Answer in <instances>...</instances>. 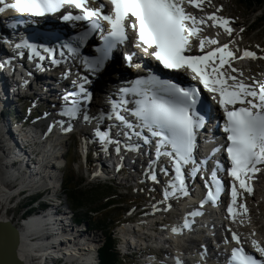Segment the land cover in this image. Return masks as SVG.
Returning <instances> with one entry per match:
<instances>
[{"label": "snow or ice", "instance_id": "snow-or-ice-1", "mask_svg": "<svg viewBox=\"0 0 264 264\" xmlns=\"http://www.w3.org/2000/svg\"><path fill=\"white\" fill-rule=\"evenodd\" d=\"M185 3L200 7L196 0H110L111 10L103 14V5L98 8H89L86 6V0H14L12 3L0 0V13L13 9L18 13L43 16L45 13L57 12L67 4L80 9L81 14H66L62 17L64 20L89 21L91 25L89 31L97 28L99 21L106 22L108 26L106 33L100 26L103 43L96 49L99 55L92 60L85 58L84 61L85 66L93 70L103 66L112 49L125 43L128 39V30L135 34V47L142 48L165 69L191 70L195 74L193 79L198 77L200 84L207 91L219 94L218 103L224 110L226 121L224 131L229 141L227 153L231 168L228 169V175L251 194L252 188L246 183V179H251L252 174L259 171L257 165L264 164V83L253 81L252 85H247L242 80H237L236 76L226 75L220 71L227 62L226 58H235L228 50V44L218 46L205 55H185V52L190 49V38L197 35L201 30L198 26L206 22L203 17L197 19L187 14L182 6ZM202 3L203 0H201ZM206 19L213 21V26L218 22L225 32L231 34L232 29L228 27V20L218 18L214 14L207 16ZM206 42L217 44L215 39L204 37L200 39L201 50ZM21 46L17 45V47ZM71 50L76 51V49ZM217 54H219V64L210 63ZM240 58L255 59L256 57L254 53L244 51ZM124 59L129 67H139V64L133 63L132 55H126ZM229 67L231 68L230 64ZM231 71L238 70L231 68ZM80 91L85 92V89L81 86ZM121 92L125 96L130 94L134 97L132 101L124 99L121 103H132L131 114L152 137L158 138L157 156L163 155L172 159L176 173L175 179L181 185L179 190L184 191L181 167L192 160L196 130L204 124V117L198 114L196 108L198 90L195 87L184 88L149 74L146 78L134 81L132 88L122 89ZM236 104L241 106L229 109L228 105ZM117 107V104H113L114 110ZM79 110L78 104L73 101L72 106L61 114L74 117ZM116 118L123 120V117L118 114ZM84 119L87 120L88 116L85 115ZM126 127H132V125L126 124ZM97 135L101 140L107 137V133L103 132H98ZM168 148L170 150L161 151ZM151 178L155 179V176ZM211 179L218 192L220 182L216 180L215 170ZM172 187L175 189V184ZM169 194L165 193V196ZM231 195L234 204L237 197L235 185ZM208 199L214 202L211 191L208 193ZM233 204H229L227 209L230 217L234 212ZM239 208L244 212L247 211L243 204H240ZM198 214L200 213H191V215ZM184 226H188L187 221ZM176 231L177 229L173 228V232ZM232 240L239 243L234 233ZM252 243L257 251L264 255V248H260L256 241ZM230 264H257V262L252 256L246 254L243 248L234 247L231 250Z\"/></svg>", "mask_w": 264, "mask_h": 264}, {"label": "bare ground", "instance_id": "bare-ground-1", "mask_svg": "<svg viewBox=\"0 0 264 264\" xmlns=\"http://www.w3.org/2000/svg\"><path fill=\"white\" fill-rule=\"evenodd\" d=\"M196 2L197 4H201V0H196ZM207 16L205 18H207ZM209 21L212 23L211 20ZM223 44L228 43L223 42ZM229 45L230 44H228V47L232 48ZM236 64H239V62ZM231 68H235V66H231ZM231 68H229L230 73L227 71L224 73L226 75L230 74L237 77L239 75V71L232 72ZM3 70L4 65L0 60V87L2 90V86H5L7 91L10 93L12 89L10 86L13 83H19V81L22 79L19 77L18 72L16 74L10 75L7 72H3ZM130 73L132 74L131 71ZM229 83L231 82L229 81ZM37 94L39 95V93ZM2 95L4 97L6 96L5 93ZM1 104L2 102H0V105ZM2 125L0 126V135L2 137V141H5V144L0 145V165L2 166V169L0 167V177L3 175L4 184L6 181L9 185L4 186L2 184L3 188H1L0 183V190L8 192L9 197L5 200V197H2V195L0 196V203L3 202L5 205H0V222H2V220L10 221L14 223V225L18 222L21 223L22 226L15 225L17 228H20L21 226L23 233L21 240L22 244L19 249L20 258L25 264H54V262L55 264H58L59 261L63 259L64 262L68 264H100L99 248L101 245H103V240H101L96 233L87 234L84 223L79 224L74 222L75 212H72L68 208L69 206L67 207V205L59 198V195L57 194V191L61 188V178L53 166H59L60 164L65 163L63 158H61L59 155L63 150L61 148V143L67 140L65 135L62 133V131L66 132L65 129L60 127L55 128L54 133L50 135L51 140L46 141L48 144H45L42 140H40L39 144V139H35V134H38L35 132L36 129L31 128V130L29 128L28 131H25L24 128L21 127L19 132L22 133L13 135L15 137L17 136L19 140H17L14 144H6L7 139L4 137L3 130L6 126L4 125L3 127ZM10 130L15 131V128L6 127V134L8 133L11 135L12 133ZM10 141H14V139L11 138ZM36 141L38 146L35 144ZM1 143L2 142L0 141V144ZM41 143L43 144V147L41 146ZM24 146L27 147V150L22 151L21 148ZM36 146L39 151L38 153L36 152L37 155L35 156ZM20 152L24 154L21 155ZM140 155L142 154L135 156L128 155L127 157L130 161H128L126 158L125 161L123 158V161H125L124 163L127 165L128 169L131 166L140 168V166L147 165L143 158H138ZM103 156L104 154H102V157ZM54 162H56V164H54ZM23 163H27L29 165L31 171L30 175H26L22 171ZM22 178L24 180L23 183L20 182ZM125 179L127 180V178ZM87 180L90 179L87 178ZM115 180L124 182L120 176H116ZM20 184L23 185L20 186ZM31 189H34V191ZM176 189V187L174 189L171 186L170 191L175 193L177 191ZM257 190L259 191V189ZM257 190L255 188L252 189L253 192H257ZM17 192H23L20 199L17 197ZM35 195L40 197L37 198L33 207H28L20 211L19 217L15 219V210L20 205H22L25 200L35 198ZM26 213H30L31 215L25 221H22L23 216H25ZM8 215L10 217L6 218ZM240 218L241 216L238 214L233 224V229L238 233L237 236L243 238L244 240H248V233H251V238L255 239L257 245L259 247H264V242L259 240L260 237L258 236L257 231L253 229V227L256 226L251 224V221L250 224L242 226L238 224V221H241ZM190 226L191 224L188 223V226L186 227L188 228L186 229L187 234H184L183 230L180 231L179 225H175L170 228L166 236L176 242L179 241L181 237H183V241L184 239L190 240V234H194L196 236L193 227L197 226V223H195L194 226ZM135 227L139 228V226L136 225L130 227L122 226L120 231L118 230L120 234L126 235L124 239L125 243H133L134 245L140 243V241L135 237L133 238V242L130 238H127L131 228ZM249 227L252 228V232L248 231ZM173 228H176L177 231L173 232ZM206 233L209 234L211 231L206 229ZM161 237L162 236H159L157 240H160ZM196 254L200 259L203 256V253L201 252ZM199 258L195 259L194 262L196 264H200ZM174 262L175 264H178V262L179 264H184V261L182 262L179 259V252H176Z\"/></svg>", "mask_w": 264, "mask_h": 264}, {"label": "rangeland", "instance_id": "rangeland-1", "mask_svg": "<svg viewBox=\"0 0 264 264\" xmlns=\"http://www.w3.org/2000/svg\"><path fill=\"white\" fill-rule=\"evenodd\" d=\"M203 5V15L216 14V17L229 21L228 27L232 29L231 34L233 35L225 31L219 32L218 35L222 41L230 44L229 46H231L234 51H239L241 48H247L254 53L256 57L255 59L251 58L249 60L248 68L239 70L238 78L242 80H249L251 83H253V81H260V83L264 82V27L261 26L258 28L257 26V29H255L251 26V23L254 24V20L259 19L260 11L257 10L256 7H251L249 8L250 10L240 7L237 4V0H204ZM241 29L243 30L241 31ZM210 31L213 32V30ZM230 35L231 37L228 38ZM243 62L247 63L246 60ZM242 65L245 66L246 64L242 63ZM78 141L82 142V137L80 135H77V137L72 140L70 139L69 141V148L65 156L66 169L64 171V187L68 192L75 191L74 193L81 197V199L85 202L84 204H81L79 208L76 207L78 214L82 215V211H85L86 208H96L95 210L98 211L102 208L100 206L104 205L106 202H113L106 210H100L99 216L92 220L91 227L96 225V228H99L97 230H100L102 226L113 223L115 219L119 221L118 224L122 227V224H126L125 211L128 210L129 207L133 206L136 200L142 202V205H144V195L149 196L150 194L152 196L154 195L153 200L156 202L155 196L157 194L153 191V186L150 185V187H146V183H143V185L146 187L148 192L144 193L141 191L139 194H132L130 192H127L126 194L124 189H117L115 186L102 184L98 186H91L87 183V180L83 177L85 174L83 167L84 162L79 159L76 153V145L78 146ZM54 164H56V162H54ZM20 182H24L23 178ZM22 185L23 184H20V186ZM253 187H255L256 190L259 189V191H252L251 194H249L246 190H241L242 195L240 204H243L247 211L244 212V210L239 208L241 221H238V224L246 226V224H250L251 221V224L256 226L253 227V229L257 231L258 236L260 237L259 240L264 242V184L263 182H260L257 185L254 184ZM31 190L34 191V189ZM57 194L68 207V202L62 194L61 188L57 191ZM86 197L88 199L90 198V201H87L85 199ZM0 205L5 206L3 202H1ZM73 209H75V207H73ZM19 215L20 213L16 214L15 219H17ZM117 215L120 216L119 219ZM128 215L129 218L134 217L131 213ZM9 217L10 216L8 215L6 218ZM74 221H76L75 218ZM82 222L84 223V221ZM120 228L118 229L119 231ZM249 229L248 231L252 232V228L249 227ZM104 232L108 233L109 230L106 229ZM99 234H101L99 235L100 239L103 240L102 233L100 231ZM248 234L251 235V233Z\"/></svg>", "mask_w": 264, "mask_h": 264}, {"label": "trees", "instance_id": "trees-1", "mask_svg": "<svg viewBox=\"0 0 264 264\" xmlns=\"http://www.w3.org/2000/svg\"><path fill=\"white\" fill-rule=\"evenodd\" d=\"M237 4L240 7L247 8L248 10H250L249 8H251V7H256L257 10L260 11V15H259L260 17H259V19L254 20L255 22L253 21L254 24L251 23V26H253V28H255V29H257V26H258V28H260L261 26L264 27V0H237ZM11 114H13V112H11ZM7 115H10V113L7 112ZM74 192L75 191H71V192L67 193V197L70 200V202L75 206H80L81 204H84L85 203L84 200H82L81 197H79ZM85 199L87 201H90V198L88 199L86 197ZM112 203H113L112 201L106 202L104 205L100 206L102 208H100V209L97 208V209L106 210L107 208L110 207V205ZM92 209H95V208H92ZM117 217L120 218V216H118V215H117ZM85 219H92V218H89V216L86 215ZM118 222L119 221H117V219H115L113 221V223L105 224L104 226H102L100 228V231H102L103 236L105 238L103 245L99 248L100 264H121V259L118 257V255L114 251L115 240H113V237L111 236L112 227L114 225H116ZM96 227L97 226L94 225L93 227H90V229H94V228L99 229ZM106 229L109 230L108 233L104 232Z\"/></svg>", "mask_w": 264, "mask_h": 264}, {"label": "water", "instance_id": "water-1", "mask_svg": "<svg viewBox=\"0 0 264 264\" xmlns=\"http://www.w3.org/2000/svg\"><path fill=\"white\" fill-rule=\"evenodd\" d=\"M21 240V231L14 224L8 221L0 223V264H25L19 255Z\"/></svg>", "mask_w": 264, "mask_h": 264}, {"label": "built area", "instance_id": "built-area-1", "mask_svg": "<svg viewBox=\"0 0 264 264\" xmlns=\"http://www.w3.org/2000/svg\"><path fill=\"white\" fill-rule=\"evenodd\" d=\"M1 188H3V187H2V184H1ZM0 213H1V212H0Z\"/></svg>", "mask_w": 264, "mask_h": 264}]
</instances>
